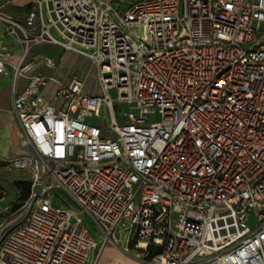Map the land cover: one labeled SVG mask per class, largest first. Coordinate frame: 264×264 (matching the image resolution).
Returning <instances> with one entry per match:
<instances>
[{
  "label": "built area",
  "instance_id": "1",
  "mask_svg": "<svg viewBox=\"0 0 264 264\" xmlns=\"http://www.w3.org/2000/svg\"><path fill=\"white\" fill-rule=\"evenodd\" d=\"M119 3L34 0L22 20L0 4V37L19 46L3 43L0 74L29 149L0 157L29 183L0 264H88L83 217L143 241L140 264H264V0ZM41 44L87 57L100 92L73 70L47 100Z\"/></svg>",
  "mask_w": 264,
  "mask_h": 264
},
{
  "label": "rangeland",
  "instance_id": "2",
  "mask_svg": "<svg viewBox=\"0 0 264 264\" xmlns=\"http://www.w3.org/2000/svg\"><path fill=\"white\" fill-rule=\"evenodd\" d=\"M143 0H120L119 11L126 10L131 7L134 3ZM3 11L7 14L10 13L8 10L12 7L10 0H0ZM115 5V3H114ZM29 4L27 7L22 8V11L26 8L31 7ZM12 13H10L11 15ZM39 51H48V46L41 44L33 47ZM52 48V50H51ZM49 50L53 51L56 48L53 46ZM35 49V50H36ZM64 50H61V81H64L68 73L72 70L79 72L81 75L84 86L90 88L93 92H100L96 77L95 69L86 60L84 55H78L76 53H70L64 55ZM80 57V58H79ZM42 72L51 74L46 68L40 69ZM59 78V77H58ZM49 89V86L47 87ZM113 96V92H110ZM1 100L6 101L5 92L1 94ZM123 108H125L123 106ZM103 113V111H102ZM102 115V114H101ZM89 123H99L102 128L108 126V122H100L99 117H91L87 120ZM20 141V140H19ZM1 148L9 155L14 154V149L10 146L9 142H2ZM4 163L0 162V227L4 225L12 224L18 216L16 211H11V205L16 198L22 195L24 189V183L27 181V173L19 170H9L3 167ZM53 207H70L76 210L73 205L66 204V196L64 194H58L52 198ZM83 221L91 235L96 241V247L91 252L88 264H140L144 251L136 247V240L132 236H128L124 231H114L110 233L108 237L100 231L91 221L86 217H83ZM139 257H135L136 255Z\"/></svg>",
  "mask_w": 264,
  "mask_h": 264
},
{
  "label": "crops",
  "instance_id": "3",
  "mask_svg": "<svg viewBox=\"0 0 264 264\" xmlns=\"http://www.w3.org/2000/svg\"><path fill=\"white\" fill-rule=\"evenodd\" d=\"M11 8L8 10L11 15L17 18L18 20H22L25 17V14L27 11L32 7L26 8L22 11V8L27 7L29 4L34 3V0H10ZM8 13V14H10ZM3 43L8 49L15 50V54L17 55L19 53V46L12 45L10 40L8 38L0 37V48L3 46ZM48 51H38V49H32L29 58L34 59L36 62L34 71H40V69L43 67L40 62H38V59L41 54L46 53L49 55H55L58 58V67L55 70H49L50 76L53 77V80L49 82V89L46 87L44 94L47 100L52 101V95L53 91L56 88L57 82H61V49L57 46H54L56 50L50 52V48L53 47V45H47ZM52 50V48H51ZM64 55L70 54V51L63 52ZM73 53V52H72ZM80 58V57H79ZM12 62H15L14 60ZM89 62V60H88ZM90 63V62H89ZM44 68V67H43ZM48 70V69H47ZM73 71V70H72ZM71 72V71H70ZM69 72V73H70ZM44 73V72H42ZM68 73V75H69ZM47 74V73H45ZM49 75V74H47ZM67 75V77H68ZM59 77V78H58ZM66 77V78H67ZM66 80V79H65ZM64 80V81H65ZM26 85V79L21 78L18 83V88L22 89ZM84 89L88 92H91L93 94H98L99 92H93L90 88H86L84 86ZM5 92L6 101L3 102L1 100V94ZM19 127L17 124V121L14 118L13 112H12V83H11V74H0V157L4 160L7 158L14 157L15 155L19 154H26L29 152L28 147L22 145L19 141ZM2 142H9L10 146L14 149V154L9 155L7 152H5L1 148ZM1 162V161H0Z\"/></svg>",
  "mask_w": 264,
  "mask_h": 264
},
{
  "label": "trees",
  "instance_id": "4",
  "mask_svg": "<svg viewBox=\"0 0 264 264\" xmlns=\"http://www.w3.org/2000/svg\"><path fill=\"white\" fill-rule=\"evenodd\" d=\"M28 190H29V183H28V181H26L24 183V189L22 190V195L19 198H16L15 201L11 205V211L12 212H14L15 210H17L20 207L22 201L24 200V198L28 194Z\"/></svg>",
  "mask_w": 264,
  "mask_h": 264
},
{
  "label": "bare ground",
  "instance_id": "5",
  "mask_svg": "<svg viewBox=\"0 0 264 264\" xmlns=\"http://www.w3.org/2000/svg\"><path fill=\"white\" fill-rule=\"evenodd\" d=\"M85 58L88 61L87 57H85ZM144 247H145V243L143 241H140L139 244H138V246H137V248L143 249ZM135 257H139V255L137 254Z\"/></svg>",
  "mask_w": 264,
  "mask_h": 264
}]
</instances>
